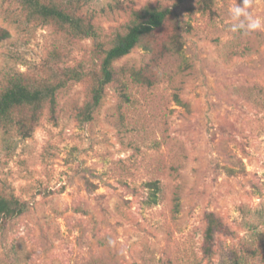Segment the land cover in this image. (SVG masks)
<instances>
[{
  "label": "rangeland",
  "instance_id": "1",
  "mask_svg": "<svg viewBox=\"0 0 264 264\" xmlns=\"http://www.w3.org/2000/svg\"><path fill=\"white\" fill-rule=\"evenodd\" d=\"M55 1L99 27L106 48L132 10L173 15L115 62L117 80L82 123L102 48L0 0V93L18 74L66 82L55 119L46 109L30 137L0 126V197L28 205L0 230V264H234V251L241 264H264V28L230 31L240 0H215L214 16L197 0ZM249 12L264 21V0ZM175 31L181 50L166 53ZM131 70L156 85L133 82ZM208 213L232 231L217 236L212 261L202 253Z\"/></svg>",
  "mask_w": 264,
  "mask_h": 264
},
{
  "label": "trees",
  "instance_id": "2",
  "mask_svg": "<svg viewBox=\"0 0 264 264\" xmlns=\"http://www.w3.org/2000/svg\"><path fill=\"white\" fill-rule=\"evenodd\" d=\"M27 11L30 20H39L44 23H57L79 38L94 39L100 50L102 48L103 59L100 73L93 75L90 79L89 101L80 111L79 121L86 123L93 120L95 111L99 108L105 97L106 88L114 83L116 71L115 62L129 55L135 48L143 46L146 39L163 28L172 17L171 8L145 7L140 10L131 11V20L124 32L118 33L106 48L101 42L102 34L99 27L86 22L85 18L67 10L55 0H18ZM183 2L185 0H178ZM200 9L211 16H214L215 0H197ZM7 32L0 34V41L4 40ZM180 33L175 31L169 44L166 45V53L180 52ZM151 51L150 47H146ZM75 73V72H72ZM133 82L144 87L156 85L154 77L149 73L131 70ZM75 80L83 81L84 77L76 75ZM66 86L65 81L58 83L45 82L35 83L28 80L23 74L10 76L7 87L0 93V126L15 127L24 138L32 135L34 129L42 119L46 109H49L51 118L55 119L58 96ZM127 83L123 82L119 93L122 99L130 101L125 91ZM155 190H159L157 183L152 184ZM157 197V194H153ZM26 202H21L15 197H0V230L5 223L13 218L23 215L27 211ZM206 227L203 236L202 253L205 259L212 261L216 256L217 236L220 234L230 235L232 231L229 226L216 214L206 215ZM242 250L253 256L261 257L262 252L258 248L243 244ZM234 264H241L238 251L233 252Z\"/></svg>",
  "mask_w": 264,
  "mask_h": 264
},
{
  "label": "clouds",
  "instance_id": "3",
  "mask_svg": "<svg viewBox=\"0 0 264 264\" xmlns=\"http://www.w3.org/2000/svg\"><path fill=\"white\" fill-rule=\"evenodd\" d=\"M251 0H240L230 9L229 16L231 20L230 31L250 35L253 32L264 28V21L258 17H253L249 12ZM113 241H109L111 245Z\"/></svg>",
  "mask_w": 264,
  "mask_h": 264
}]
</instances>
